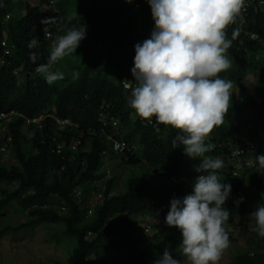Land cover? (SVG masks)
<instances>
[{"label":"trees","instance_id":"trees-1","mask_svg":"<svg viewBox=\"0 0 264 264\" xmlns=\"http://www.w3.org/2000/svg\"><path fill=\"white\" fill-rule=\"evenodd\" d=\"M15 1L0 0V57L5 52L2 40L15 43L13 51L4 55L11 59V65L0 72V112L16 110L33 117L55 110L58 118L76 125L65 130L63 139L68 145L76 139L80 144L76 151L55 155L51 153L50 128L32 131L24 127L23 119L14 122L10 132L16 163L6 166L0 162V215L16 200L33 221L15 230L31 227L35 221L61 224L66 236L76 244L67 264H90L89 257L95 252L128 256L139 263L148 261L151 252L134 238L137 218L147 214L165 222L171 200L189 194L201 174L195 171L182 146L172 147L177 130L165 125L160 130L144 125L128 105L131 90H126L122 81L125 75L132 76L135 45L150 38L155 27L150 5L147 0L137 7L129 0H85L87 7L75 6L77 9L63 19L46 10L47 0H34L36 5L24 0L26 13L8 24L5 18ZM79 25L87 26L86 38L75 54L58 62L67 67V71L63 70L65 78L49 85L43 76L33 75L37 64L47 63L56 36ZM47 32L51 38H46ZM227 35L233 40L227 53L232 67L219 75L233 82V94L240 101L232 94L224 123L213 130L210 140L223 160L230 154V140L246 154L252 151L255 160L264 155V0H253L242 22L237 18L227 28ZM34 37L39 45L29 49ZM31 52L38 55L35 63L30 59ZM58 63L54 70H58ZM16 68H22L19 75L13 73ZM73 73H78V78L73 79ZM102 114L107 120L119 119L123 138L138 146L140 155L130 157L128 164L144 161L150 168H164L166 175L156 184L143 176L133 177L126 189L116 195L114 175L93 214L88 216L84 206L91 182L102 177L99 171L103 152L108 148ZM225 173L226 179L221 182L232 187L225 205L230 210L227 224L239 220L250 222L252 227L254 219L250 213L255 205L247 202V186L250 182L260 193L259 202L264 203V173H257L255 167L238 178L226 169ZM10 185L15 188L9 189ZM80 188L83 191L78 197ZM61 207L67 210L62 212ZM248 244L258 253L254 257L241 253L236 264H264V238L250 231Z\"/></svg>","mask_w":264,"mask_h":264},{"label":"clouds","instance_id":"clouds-1","mask_svg":"<svg viewBox=\"0 0 264 264\" xmlns=\"http://www.w3.org/2000/svg\"><path fill=\"white\" fill-rule=\"evenodd\" d=\"M147 2L151 7L155 27L150 38L135 45L134 67L131 69L135 87L131 90L128 105L136 116L148 124H152L154 118L157 125L171 126L177 130V135L171 141L172 147L182 146L187 157L199 159L195 171L201 174L195 178L189 194L182 199L171 200L165 222L147 214L140 215L139 219L146 217L158 220L163 225L162 229L166 223L168 227L179 230V248L185 258L183 264H219L231 243L225 227L230 218V210L225 205L232 191L231 184L221 182L219 170L226 165L225 169L238 178L243 169L229 166L233 151L231 147L225 160L206 154L215 147L208 142L211 133L223 125L225 114L231 106L233 82L222 79L219 74L232 67V60L227 53L233 40L228 38L227 28L236 22L245 8L246 0ZM86 30V25L72 26L64 34L57 35L47 63L37 64L35 69L38 74H34V69L33 75L43 76L49 85L63 80L65 73L54 70V66L75 54L86 38ZM235 36L234 31L233 39ZM38 45L39 40L34 37L28 47L32 49ZM37 58V53H30L33 63ZM76 78L78 73H73V79ZM135 146L137 154L122 156L126 163L130 157L140 155L138 146ZM252 159L250 163L256 172L264 173V155ZM107 161L108 158L103 154V164ZM156 168L149 167L150 178L160 179L166 175L164 170L162 176H151V171ZM235 171L237 175H234ZM171 180L175 181L173 177ZM262 200L264 193H261ZM250 215L254 219L250 231L264 238V203L258 202ZM162 229L160 236L153 235L162 237ZM154 264H182V261L174 258L165 248L163 255Z\"/></svg>","mask_w":264,"mask_h":264},{"label":"rangeland","instance_id":"rangeland-1","mask_svg":"<svg viewBox=\"0 0 264 264\" xmlns=\"http://www.w3.org/2000/svg\"><path fill=\"white\" fill-rule=\"evenodd\" d=\"M47 1L49 5L46 7V10L57 14L63 19L77 9L75 6H79V9L87 7V0H77L76 2L75 0ZM25 2H28L29 5H36L34 0H25ZM25 2L24 0H16L15 4L8 10L9 16L5 18L8 24H12L15 19L26 13ZM75 13L77 14V12ZM8 43H10L9 46L11 45V48H14L15 43L13 41L9 42L7 40ZM249 58L252 59L254 56L249 55ZM56 67L59 71H67V67L63 63H58ZM233 95L236 101L239 102L238 95ZM208 142L212 143L211 140ZM214 146L216 145L214 144ZM86 147L87 145L82 148V151ZM206 155L212 157L219 156L222 159V156L214 150ZM107 158L108 161L105 163L110 171V177L115 175L116 178L117 186L113 192L114 195L122 193L126 189L128 180L133 177L143 176L148 178L152 184L161 181V179H152L148 176L149 167L144 161H141L137 165H129L125 160H122L121 155L114 156L109 154ZM191 160L194 166L200 163L199 159ZM0 162L6 166L16 163L12 155L10 158L1 159L0 157ZM225 166L219 170L221 180L226 179ZM246 171L247 169H243L238 177L246 174ZM14 188V185L9 186L11 190ZM259 200V191L249 182L247 186V202L250 205H256ZM94 203L96 204V202ZM139 218L141 217L139 216L136 220V227L139 228H137L134 238L137 241H142L141 246L151 252L148 261L139 263L128 256L123 257L95 252L89 257L90 264H154L163 255L165 248H168L173 257L180 259L183 264L185 258L182 256L179 248L181 241L180 232L176 231L174 227H168L165 223V227L162 229V237H156L152 233L153 230H150L152 232L145 230L148 223L152 225L153 220L146 217H143V220ZM30 221H33V219L29 217L27 211L18 206L16 200H12L2 212L0 215V264H67L75 250L76 244L74 240L66 236L63 226L61 224L48 225L35 221V224L31 227L22 228L20 231L15 230L22 224ZM225 227L229 233L231 243L229 248L224 251L219 264H236L237 255L246 252L250 257H254L258 253L256 249L250 247L248 244L251 228L250 222L241 223L239 220H236L232 224H226Z\"/></svg>","mask_w":264,"mask_h":264},{"label":"built area","instance_id":"built-area-1","mask_svg":"<svg viewBox=\"0 0 264 264\" xmlns=\"http://www.w3.org/2000/svg\"><path fill=\"white\" fill-rule=\"evenodd\" d=\"M135 4V6H139L142 2H146V0H131ZM251 0H246L245 8L242 10L241 14L238 17V20L242 22L243 14L247 10V8L251 4ZM8 17V16H7ZM51 33H46V38H51ZM254 39L257 38L256 35H252ZM1 46L5 48L4 55H7L13 51V48L9 47L7 42L3 40L1 42ZM0 57V72L11 65V59L9 60L5 56ZM22 68H16L13 70L15 75L21 73ZM34 74H38L36 69ZM122 84L126 90H132L135 87V81L133 76L125 75L123 77ZM53 112H43L33 117H25L24 115L16 112H0V157L2 158H10L11 155L14 158V142L13 137L10 132V126L18 121L19 119H23L24 127L31 129L32 131H43L46 127L52 130L53 135L51 136V153L55 155H64L67 151H76L78 140H74L71 144L63 139L62 134L67 130V128L74 127V125L69 119H61L58 118ZM138 117V116H137ZM139 118V117H138ZM51 120V121H50ZM142 123L146 126H152L156 130H160L163 125H157L155 119L153 118V123L148 124L146 121L141 119ZM102 131L106 137V143L108 149L103 153L104 157H108V155H121V156H129L135 155L138 152V149L135 145H131L123 139V133L121 129V121L116 118H110L107 120L106 114H102ZM230 147L233 149L232 156L229 161V166L238 169H244L246 167H254L251 161L252 158L249 157V153H245L238 145L234 144L233 140L229 142ZM245 155L244 158H242ZM105 164V165H104ZM100 172L102 173V177L91 182V191L88 195V198L85 203V209L87 211V215L90 216L93 214L95 210L96 204L94 202H98L102 199L103 193L106 190V182L110 179V171L108 170L106 163H104ZM165 174V171L162 167H158L151 171V176L158 177ZM234 175H237V172H234ZM82 189H78L76 194L78 197L82 195ZM65 207L62 208V211H65ZM148 219V218H147ZM151 222V221H150ZM163 225L158 220H153L152 225L148 223V226L145 228L146 231L153 230V234L160 236V230ZM152 232V231H151Z\"/></svg>","mask_w":264,"mask_h":264}]
</instances>
